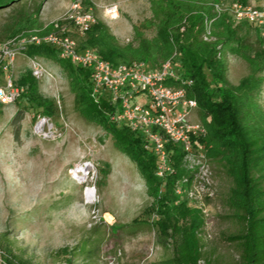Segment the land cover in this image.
Returning a JSON list of instances; mask_svg holds the SVG:
<instances>
[{
	"label": "rangeland",
	"instance_id": "374dc122",
	"mask_svg": "<svg viewBox=\"0 0 264 264\" xmlns=\"http://www.w3.org/2000/svg\"><path fill=\"white\" fill-rule=\"evenodd\" d=\"M42 1L24 0L0 10V42L7 40L3 35L5 26L19 11L34 10ZM75 1L47 0L41 12L42 22L48 25L62 19ZM216 1L229 4L241 0ZM246 1L257 6L264 4V0ZM112 5L119 10L116 21L105 15ZM84 7L107 24L113 34L114 28L121 25L122 45L133 41L134 25L152 17L150 0H86ZM146 35L152 38L155 31L149 30ZM240 35L250 45L251 53L264 50V34L256 27L243 25ZM24 60L25 64L18 68ZM44 63L53 78L38 81L39 93L56 104L54 116L49 117L60 137L44 139L35 133L37 119L43 115L35 118L40 110L27 97L8 107L0 104L1 259L9 264H108L109 260L118 264H154L158 255L162 261L168 259L173 247L156 228L130 236L114 226L123 218L117 204H127L129 198L133 204L139 198L135 195L132 200L116 178L112 183L109 179L123 170L131 176L138 171L136 164L115 148L111 138H105L100 127L76 113L65 74L57 64L47 60ZM16 66L18 81L30 71L29 60L20 55ZM247 74L246 62L230 56L229 81L238 85ZM260 102L264 105V91ZM18 113H24V119L15 125ZM194 118L199 120L198 111ZM16 126L20 127L18 138ZM84 165L88 166L82 170L84 173H78L76 168ZM106 169L109 175L104 172ZM214 172L217 196L209 205L200 264H240L239 245L227 240L243 228L226 206L233 181L221 165L214 164ZM88 188L95 193L91 199ZM139 191L148 203L145 187ZM135 207L140 219H154L153 215H141ZM140 228L131 227L130 232Z\"/></svg>",
	"mask_w": 264,
	"mask_h": 264
},
{
	"label": "trees",
	"instance_id": "16d2710c",
	"mask_svg": "<svg viewBox=\"0 0 264 264\" xmlns=\"http://www.w3.org/2000/svg\"><path fill=\"white\" fill-rule=\"evenodd\" d=\"M22 1L0 0V10ZM46 1L34 10L19 11L5 26V38L51 33L54 24L45 25L41 20ZM240 2L248 4L246 0ZM214 3L217 1L150 0L152 17L133 26L132 42L122 45L110 27L98 20L79 39V48L95 50L114 66L143 61L156 68L174 55L179 56L182 76L193 81L188 96L198 102L199 121L208 131L204 140L209 148L208 157L213 168L214 164L221 165L233 181L226 206L243 228L227 240L239 245L240 264H264V105L260 102L264 91V50L251 53L250 45L240 35L243 25L235 27L227 14L218 15ZM208 26L212 40L207 41L204 34ZM149 30L155 31L152 38L146 35ZM25 55L57 64L68 79L76 113L100 127L105 138H111L115 148L136 164L152 200L143 214L153 215L154 219L137 218L133 227L148 223L156 228L173 247L171 264H200L206 220L199 210L179 202L175 194L177 181L187 174L183 151L168 144L174 153L172 160L177 173L164 184L157 176L156 157L144 149L142 140L129 128L111 122L114 109L105 99L97 104L91 97L90 71L61 59L58 51L49 46H32ZM230 56L240 58L248 67V74L238 85L228 79ZM17 84L28 88L23 98L27 97L40 110L35 118L54 116L56 104L40 95L38 80L31 71L21 76ZM172 85L183 86L180 81ZM23 119L24 113H18L15 125ZM19 133L20 127L16 126V138ZM109 169L104 171L107 175Z\"/></svg>",
	"mask_w": 264,
	"mask_h": 264
},
{
	"label": "built area",
	"instance_id": "2783aa9c",
	"mask_svg": "<svg viewBox=\"0 0 264 264\" xmlns=\"http://www.w3.org/2000/svg\"><path fill=\"white\" fill-rule=\"evenodd\" d=\"M85 1H75L62 19L52 22L54 30L48 35L21 34L0 43V71L3 75L0 104L6 107L14 105L28 92L27 87L17 84L15 77L16 61L20 55L29 60L32 75L41 81L53 78L45 66V60L29 58L25 54L32 46L56 49L61 59H68L73 65L90 71L91 97L97 104L105 99L114 109L110 115L111 122L129 128L142 140L144 149L156 157L157 176L163 179L164 184L169 176L177 173L172 160L174 153L168 149V144H174L183 151V168L187 174L177 181L175 194L179 202H186L199 210L207 226L209 205L217 196L215 172L207 154L209 148L204 143L208 131L194 118L198 102L188 96V88L193 81L182 76L177 55L156 68L143 61L114 66L95 50H81L79 39L98 21L94 13L84 7ZM214 10L218 15L227 14L235 27L250 25L264 34V4L257 6L240 1L214 3ZM105 15L111 21L118 20V7H108ZM204 39L212 40L210 26ZM176 81L183 86H173ZM34 130L44 139L61 136L47 116L37 119ZM87 167L84 165L76 168V171L81 173ZM87 190L91 199L94 190ZM2 255L0 249V263L6 264L1 259ZM108 264L118 263L109 260Z\"/></svg>",
	"mask_w": 264,
	"mask_h": 264
},
{
	"label": "crops",
	"instance_id": "0c3cea01",
	"mask_svg": "<svg viewBox=\"0 0 264 264\" xmlns=\"http://www.w3.org/2000/svg\"><path fill=\"white\" fill-rule=\"evenodd\" d=\"M114 30H115L114 35L118 38L119 42H121L120 37L123 34V31L121 30V25H119L118 27H115ZM23 62L24 63H21V65L18 68H20L21 66H23L25 64V60ZM121 173L122 174L117 173V175H115V173H113V175H112L111 179H109V181H111V183H112L114 178H116L117 179L116 183L119 184L118 186L123 187L125 189V191H127L129 197L132 198V200H133L134 196L137 195V197L139 198V201L134 202L132 204V202L130 201V198H129V201H127V204H122V203L117 204V206H119L121 208L120 213H122L123 218H120V220H118L116 225H114V226H118L120 229H122L121 230L122 234L132 236L135 233L138 235V234L144 233V231H146V230L148 231L150 228H152V226L148 223H142V224L138 225V227L141 226L140 229L134 230V232H130L131 231L130 228L133 227V221L135 219L139 218V216L137 217V213L135 211L136 209H134V207L137 206V208H139L138 209L139 212L142 215L144 213L145 209H147L150 206L152 200L147 196L149 198V201H148V203H145V201L141 197L142 194L140 193L141 191H139V190L144 189V187H145L146 194H147V189L145 186V182L142 179V177L138 171H133L131 176L129 175L128 172H125L124 170ZM167 257H168V259L162 261L161 257L158 255L157 261L154 264H171L170 261L173 257V251H172V255L171 256L168 255Z\"/></svg>",
	"mask_w": 264,
	"mask_h": 264
},
{
	"label": "bare ground",
	"instance_id": "6f19581e",
	"mask_svg": "<svg viewBox=\"0 0 264 264\" xmlns=\"http://www.w3.org/2000/svg\"><path fill=\"white\" fill-rule=\"evenodd\" d=\"M83 170L85 171L86 169H83ZM84 171L83 172L81 171V172L84 173ZM93 195H94V191L91 192V196Z\"/></svg>",
	"mask_w": 264,
	"mask_h": 264
}]
</instances>
